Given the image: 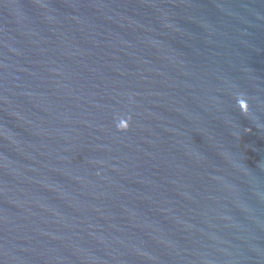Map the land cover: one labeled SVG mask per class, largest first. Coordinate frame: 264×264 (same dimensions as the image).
I'll return each instance as SVG.
<instances>
[{
    "label": "water",
    "instance_id": "water-1",
    "mask_svg": "<svg viewBox=\"0 0 264 264\" xmlns=\"http://www.w3.org/2000/svg\"><path fill=\"white\" fill-rule=\"evenodd\" d=\"M0 264H264V0H0Z\"/></svg>",
    "mask_w": 264,
    "mask_h": 264
}]
</instances>
